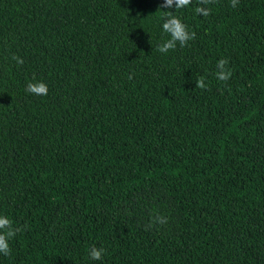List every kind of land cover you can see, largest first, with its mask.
<instances>
[{"label": "trees", "instance_id": "1", "mask_svg": "<svg viewBox=\"0 0 264 264\" xmlns=\"http://www.w3.org/2000/svg\"><path fill=\"white\" fill-rule=\"evenodd\" d=\"M161 3L0 0V264H264V0Z\"/></svg>", "mask_w": 264, "mask_h": 264}, {"label": "clouds", "instance_id": "2", "mask_svg": "<svg viewBox=\"0 0 264 264\" xmlns=\"http://www.w3.org/2000/svg\"><path fill=\"white\" fill-rule=\"evenodd\" d=\"M214 0H199V5L195 8V12L198 15L207 17L210 15V8L205 7L213 3ZM192 3V0H162L160 4V9H168L164 12V22L162 24L163 31L170 35V39L162 43L157 49L161 53H167L169 50H174L177 43L181 47L187 45L190 40H194L196 33L194 31L190 32L188 27L182 20L175 14V11L186 8ZM231 7L235 8L239 4V0H230ZM175 8V11L171 9ZM13 59L16 60L18 64H23V59L14 56ZM228 61L226 59H220L217 61L216 67L218 69L216 73V78L219 81L227 82L231 77V71L226 67ZM196 87L200 89H206L207 84L205 83L204 77H199L196 80ZM25 91L29 94L37 96H46L48 94V86L42 80H36L33 77L32 82H29L26 86ZM167 223V217L154 216L151 220L149 227L155 224H165ZM20 231L19 228L13 226V222L6 216H0V254L8 256L11 253V248L9 246V240L13 238L16 233ZM105 249L97 248L95 245L91 246L89 249V256L92 260H101L103 258Z\"/></svg>", "mask_w": 264, "mask_h": 264}]
</instances>
